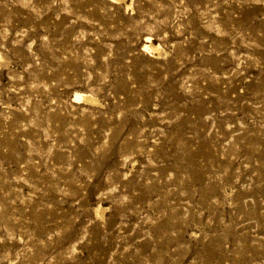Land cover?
Wrapping results in <instances>:
<instances>
[{
	"label": "rangeland",
	"instance_id": "1",
	"mask_svg": "<svg viewBox=\"0 0 264 264\" xmlns=\"http://www.w3.org/2000/svg\"><path fill=\"white\" fill-rule=\"evenodd\" d=\"M0 264H264V0H0Z\"/></svg>",
	"mask_w": 264,
	"mask_h": 264
},
{
	"label": "bare ground",
	"instance_id": "2",
	"mask_svg": "<svg viewBox=\"0 0 264 264\" xmlns=\"http://www.w3.org/2000/svg\"><path fill=\"white\" fill-rule=\"evenodd\" d=\"M114 2H126V0H112ZM128 6H133V2L127 3ZM91 12V11H90ZM73 34V33H72ZM84 34V33H83ZM152 37V36H151ZM78 39V38H77ZM82 38H80L81 40ZM85 42V41H84ZM60 44V43H59ZM62 45V44H61ZM64 46V45H63ZM145 47L150 50L161 52L162 48L155 44L150 37H147ZM144 47V48H145ZM149 51V50H148ZM59 53V52H58ZM64 53V52H61ZM65 54V53H64ZM77 55V54H76ZM57 57V56H56ZM61 63V62H60ZM64 63V62H63ZM60 71V70H59ZM73 71V70H72ZM49 72V71H48ZM52 72V71H51ZM62 72V70H61ZM86 72V71H85ZM68 75V74H67ZM216 79V78H215ZM100 89V88H99ZM75 99L79 103H83L90 106H98L101 105V101L95 97L93 94L90 93H83V92H75ZM74 110V109H73ZM87 110V109H86ZM83 114V113H81ZM72 117V116H71ZM79 127V126H78ZM74 135V134H73ZM83 139V138H82ZM108 139V138H107ZM71 140V139H70ZM105 143V142H104ZM53 149V148H52ZM52 151V150H51ZM70 153V152H69ZM66 167V166H65ZM239 172V171H238ZM181 192V191H180ZM94 209V208H93ZM105 211V210H104ZM98 213V212H97ZM102 215V214H100ZM104 215V214H103ZM99 216V215H98ZM100 217V216H99ZM98 217V218H99ZM150 232V231H149ZM75 243V242H74ZM77 245V244H76ZM73 248V247H72ZM110 258V257H109ZM113 262V261H112Z\"/></svg>",
	"mask_w": 264,
	"mask_h": 264
}]
</instances>
